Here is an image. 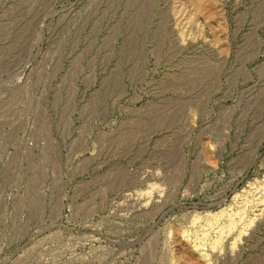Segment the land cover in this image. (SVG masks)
I'll list each match as a JSON object with an SVG mask.
<instances>
[{
    "label": "rangeland",
    "instance_id": "obj_1",
    "mask_svg": "<svg viewBox=\"0 0 264 264\" xmlns=\"http://www.w3.org/2000/svg\"><path fill=\"white\" fill-rule=\"evenodd\" d=\"M0 264H264V0H0Z\"/></svg>",
    "mask_w": 264,
    "mask_h": 264
}]
</instances>
